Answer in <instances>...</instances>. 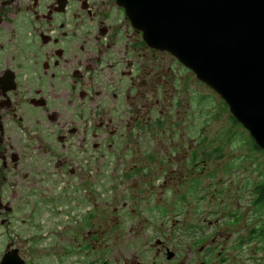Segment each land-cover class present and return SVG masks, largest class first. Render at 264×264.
I'll return each mask as SVG.
<instances>
[{
	"label": "flooded vegetation",
	"instance_id": "obj_1",
	"mask_svg": "<svg viewBox=\"0 0 264 264\" xmlns=\"http://www.w3.org/2000/svg\"><path fill=\"white\" fill-rule=\"evenodd\" d=\"M212 99L227 119L220 96L150 47L117 0H0V225L23 183L62 254L110 264L115 230H144L134 239L146 259L129 264H194L196 238L173 233L192 230L203 201L224 199L229 228L243 222L245 186L249 206L264 204V180H239L242 154L212 147L199 116ZM5 252L1 238L0 261Z\"/></svg>",
	"mask_w": 264,
	"mask_h": 264
},
{
	"label": "water",
	"instance_id": "obj_2",
	"mask_svg": "<svg viewBox=\"0 0 264 264\" xmlns=\"http://www.w3.org/2000/svg\"><path fill=\"white\" fill-rule=\"evenodd\" d=\"M117 3L147 44L171 53L215 91L264 151V0ZM0 264L26 262L11 248Z\"/></svg>",
	"mask_w": 264,
	"mask_h": 264
},
{
	"label": "rangeland",
	"instance_id": "obj_3",
	"mask_svg": "<svg viewBox=\"0 0 264 264\" xmlns=\"http://www.w3.org/2000/svg\"><path fill=\"white\" fill-rule=\"evenodd\" d=\"M202 111L205 113L199 116H203L206 119V125L210 127L209 138L212 147L229 145L233 151V154L231 153L233 158H237L239 153L242 154L243 170L239 180L243 181L244 185L248 179L264 180V151L254 147L255 142L248 131L235 125L230 119V112L227 113L226 119L225 113L221 111L220 105L214 99L211 100V107L206 110L202 109ZM201 123L198 120L196 122V124ZM101 168L103 170V166ZM115 169L116 176H119L122 168L116 167ZM27 186V184H20V190L24 192L21 193L19 208L17 212L4 217L8 220V222L5 220L4 226L0 225V243L3 238L4 252L8 244L19 249L20 255L27 264H91L84 259L77 261L73 253L62 254V249L57 245L60 243V237L57 236L55 241L50 239L49 233H53L52 235H59V233L53 229L49 231L48 227H54L50 226V222L48 224V220L46 222L47 213L43 209L31 210L32 196L30 195L29 198L26 196ZM120 186H117L116 192H119ZM246 188L245 186L242 198L243 222L241 227L229 228L226 225L227 217L220 214H224V209L221 207L224 199L215 197L208 199V202L203 201L196 211L186 217L193 224L192 230L181 227L174 231V237L180 243L187 237L196 238L195 249L187 253L194 264H200L204 260H207V264H264V238L257 233L258 229L264 228V204L257 207L249 206L251 205L249 203L251 188L249 190ZM2 191L3 202L11 205V184L5 183ZM131 192L134 193V189ZM180 218L183 219V215L179 216ZM210 220L213 223L210 224ZM136 233L144 236L146 231L115 230L113 238L109 241L113 244L111 245L112 253L107 256L110 264H129L132 260L146 259L143 257L145 247L140 245L141 240L137 242L134 239ZM201 247L204 249L203 252L199 251ZM220 252L223 255L222 258L218 256Z\"/></svg>",
	"mask_w": 264,
	"mask_h": 264
},
{
	"label": "trees",
	"instance_id": "obj_4",
	"mask_svg": "<svg viewBox=\"0 0 264 264\" xmlns=\"http://www.w3.org/2000/svg\"><path fill=\"white\" fill-rule=\"evenodd\" d=\"M257 233L260 237H263L264 238V228H261V229H258L257 230Z\"/></svg>",
	"mask_w": 264,
	"mask_h": 264
}]
</instances>
